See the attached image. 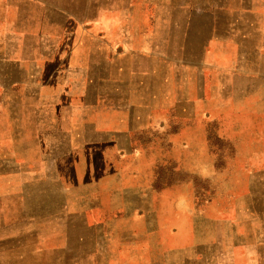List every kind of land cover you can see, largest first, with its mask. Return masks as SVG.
<instances>
[{
	"label": "rangeland",
	"instance_id": "obj_1",
	"mask_svg": "<svg viewBox=\"0 0 264 264\" xmlns=\"http://www.w3.org/2000/svg\"><path fill=\"white\" fill-rule=\"evenodd\" d=\"M245 33L264 51V0H0V264H264L262 88L201 96L209 43ZM68 65L80 106L48 87Z\"/></svg>",
	"mask_w": 264,
	"mask_h": 264
},
{
	"label": "crops",
	"instance_id": "obj_2",
	"mask_svg": "<svg viewBox=\"0 0 264 264\" xmlns=\"http://www.w3.org/2000/svg\"><path fill=\"white\" fill-rule=\"evenodd\" d=\"M252 37H254V34L246 33L240 35L234 34L231 37L229 35H225L224 37L217 36L209 43L206 62L202 68L201 96L202 100H204L203 103H206L208 100L212 104L216 103V105H211L209 109L210 113H213V110H218L216 106L221 105V94L223 95V90L226 89L225 82L228 80L232 82L237 81V85L241 86V90H243L241 93L249 97L252 95L250 90L262 88V91L256 94L259 99H263L264 77L258 74L259 72H264V65H259L262 58L264 59V51L260 49L256 39L252 40ZM228 38L235 39V44H232ZM228 46H232L233 49H228ZM126 49L129 50V47L127 46ZM128 52L122 51V53L116 56V59L113 57L112 65L110 68L109 64L107 75L108 94L106 102L109 108L108 111L114 114L117 120L125 122L134 118L136 120L141 119L139 116H132L135 108L136 111L139 108L138 104L131 98L130 90H133L136 84V87L139 88L138 84L140 85V83L136 79L138 76H133L132 73L129 76V71L125 64ZM19 70L22 71L21 68ZM56 71L58 72V76L51 78L48 87L59 91L56 94L58 100L62 101L66 99L64 96L67 95L69 103L76 101L80 106V95L79 98L74 95L76 94V90L79 93L81 89V81L76 78V74L80 73V69L68 65V67L61 66ZM43 74L46 75L44 72ZM208 78H212V82H209ZM12 82L9 83L11 84ZM67 90H71L72 92L69 93ZM238 93L240 94L239 91ZM196 100L189 97L186 100V108L190 109V105H194ZM118 115L123 116L120 118ZM168 226H171V223H168Z\"/></svg>",
	"mask_w": 264,
	"mask_h": 264
}]
</instances>
